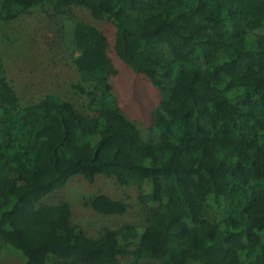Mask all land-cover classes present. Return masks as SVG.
<instances>
[{"label":"trees","instance_id":"obj_1","mask_svg":"<svg viewBox=\"0 0 264 264\" xmlns=\"http://www.w3.org/2000/svg\"><path fill=\"white\" fill-rule=\"evenodd\" d=\"M32 8L58 19L77 78L36 100L23 65L0 53V253L24 264H264V0H6L0 27ZM110 50L159 93L147 137L123 110ZM77 175L138 186L149 221L88 235L69 202L45 200ZM90 204L128 209L101 192Z\"/></svg>","mask_w":264,"mask_h":264},{"label":"rangeland","instance_id":"obj_2","mask_svg":"<svg viewBox=\"0 0 264 264\" xmlns=\"http://www.w3.org/2000/svg\"><path fill=\"white\" fill-rule=\"evenodd\" d=\"M5 1L0 0V5ZM70 10L75 18L97 24L110 36L113 34L114 26L110 22L96 20L85 8L72 6ZM59 25L57 18L49 16L41 9L32 8L18 20L7 22L0 27V53L18 60L23 65L26 70L24 87H27V94L35 95L36 100L49 92L62 93L68 90V82L77 78V71L72 65L75 63L62 41ZM109 54L119 70L113 83L123 110L147 137L152 124L148 111L151 104L157 101L159 93L149 79L137 74L113 50H110ZM100 192L115 200L126 202L127 211L120 214H104L95 210L90 200ZM139 192L138 186L121 185L115 177L98 175L90 182L83 175H77L45 200L69 202L72 208V222L88 235L97 236L106 228H116L126 223L143 225L149 221L152 213L141 204ZM121 260L125 264H131L132 256H122ZM0 264L24 263L17 252L4 247L0 253ZM140 264H156V260L148 258L141 260Z\"/></svg>","mask_w":264,"mask_h":264}]
</instances>
